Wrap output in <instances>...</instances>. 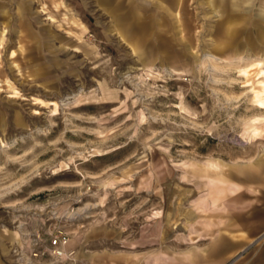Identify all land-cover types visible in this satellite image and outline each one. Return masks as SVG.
Instances as JSON below:
<instances>
[{"label": "rangeland", "instance_id": "obj_1", "mask_svg": "<svg viewBox=\"0 0 264 264\" xmlns=\"http://www.w3.org/2000/svg\"><path fill=\"white\" fill-rule=\"evenodd\" d=\"M232 3L0 0V239L14 264H264V31L256 43L248 25L264 0ZM234 172L258 180L219 200ZM58 232L70 256H31Z\"/></svg>", "mask_w": 264, "mask_h": 264}, {"label": "crops", "instance_id": "obj_2", "mask_svg": "<svg viewBox=\"0 0 264 264\" xmlns=\"http://www.w3.org/2000/svg\"><path fill=\"white\" fill-rule=\"evenodd\" d=\"M126 1V0H125ZM128 1H138V2H141V3H144V4H152L153 2H156V1H159V0H128ZM257 1V0H256ZM253 24H248L249 25V31H250V34H251V37H252V40H254V42H260V38H259V33L260 31H264V21H261V20H258L257 19V11L254 10L253 12ZM1 16V14H0ZM225 16L229 17V14L227 13V15L225 14ZM134 19L136 20V17L135 18H132L131 21L129 22H133ZM138 19V18H137ZM112 26H113V31H116L117 34H122V37L125 38L126 40H129L132 42V44H136L137 46H139L140 44V41H141V35H139L140 31L136 28H132V27H127V29H124V30H115L114 29V19H112ZM5 31V29H3ZM135 46V45H134ZM258 45H255V50L257 49L258 50ZM237 173V172H236ZM235 172L233 173L232 175V178L230 179H223V180H220L221 183H222V196H219V200H228V201H231L233 203H237L239 202V200L241 199V194L237 191H235L234 195H230L228 194L226 191L227 190H231L233 188H238V184L240 182L242 183H246V182H255L257 181V176H252L251 172H250V175L247 176L246 174H241V172H238L236 174ZM240 190V189H239ZM255 214H259L262 216H264V210L262 211H259V212H254V214L252 213V216L255 215ZM251 216V217H252ZM230 247V244L227 243V242H223L221 241L220 243H218L215 247H213L210 251V254L207 255V256H216L218 255L219 253L223 252L224 250H226L227 248ZM14 253V252H13ZM12 255V257L14 256L13 254H11V250L10 249H6V248H2L1 247V239H0V264H11V261H13V264H14V259L10 258ZM200 257L203 259L202 255H200Z\"/></svg>", "mask_w": 264, "mask_h": 264}, {"label": "built area", "instance_id": "obj_3", "mask_svg": "<svg viewBox=\"0 0 264 264\" xmlns=\"http://www.w3.org/2000/svg\"><path fill=\"white\" fill-rule=\"evenodd\" d=\"M69 237L63 232L53 235L47 240L42 248L32 251L31 256L34 258H41L42 256L60 257L63 255L70 256L73 252L67 250ZM15 252V251H14Z\"/></svg>", "mask_w": 264, "mask_h": 264}, {"label": "bare ground", "instance_id": "obj_4", "mask_svg": "<svg viewBox=\"0 0 264 264\" xmlns=\"http://www.w3.org/2000/svg\"><path fill=\"white\" fill-rule=\"evenodd\" d=\"M251 0H233V3H232V6L236 7L238 5V3L240 2H249ZM225 3V2H224ZM225 12V11H224ZM213 56L210 55V54H206L205 55V58H210ZM256 61V60H255ZM255 66L257 68V71L255 73V79H256V82L259 83V85L261 86V89L260 90H255V88L253 89V93L255 94V98L260 106L261 109H264V62H261V61H257L255 63ZM248 67V66H247ZM250 72V70H248ZM244 74L245 75H248L246 71H244ZM251 74V72H250ZM255 87V86H254ZM251 89V88H249ZM63 101H61L62 103ZM54 103L53 102H50V105H53ZM258 106V107H259ZM28 263V262H27Z\"/></svg>", "mask_w": 264, "mask_h": 264}]
</instances>
